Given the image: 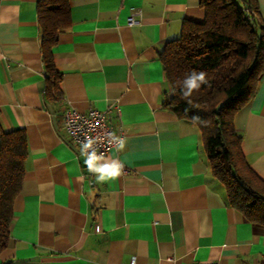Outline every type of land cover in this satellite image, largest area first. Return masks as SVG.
I'll return each mask as SVG.
<instances>
[{
  "label": "crops",
  "instance_id": "0c3cea01",
  "mask_svg": "<svg viewBox=\"0 0 264 264\" xmlns=\"http://www.w3.org/2000/svg\"><path fill=\"white\" fill-rule=\"evenodd\" d=\"M70 5L72 26L53 49L62 77L55 98L37 0H0V140L25 128L29 145L0 264H264V225L230 205L198 126L163 106L160 52L184 21L204 20L200 0ZM68 107L110 109V123L126 131L123 149L106 155L124 163L118 178L97 183L87 171L65 128ZM235 126L264 178V73Z\"/></svg>",
  "mask_w": 264,
  "mask_h": 264
},
{
  "label": "trees",
  "instance_id": "16d2710c",
  "mask_svg": "<svg viewBox=\"0 0 264 264\" xmlns=\"http://www.w3.org/2000/svg\"><path fill=\"white\" fill-rule=\"evenodd\" d=\"M200 4L204 20L184 21L180 36L160 52L169 87L163 106L198 126L211 171L224 185L230 205L264 225V178L248 161L243 135L235 126L237 113L254 98L264 73L260 4L258 0H200ZM37 13L46 89L57 98L62 77L53 49L72 26L70 0H37ZM192 70L205 72L208 84L183 98L181 85ZM28 155L25 128L1 132L0 254L10 242L14 203Z\"/></svg>",
  "mask_w": 264,
  "mask_h": 264
},
{
  "label": "built area",
  "instance_id": "2783aa9c",
  "mask_svg": "<svg viewBox=\"0 0 264 264\" xmlns=\"http://www.w3.org/2000/svg\"><path fill=\"white\" fill-rule=\"evenodd\" d=\"M137 19L134 14L129 16L128 23L135 24ZM110 109L91 108L83 112L75 108L68 107L64 114L65 128L70 138L77 144L87 137H93L99 152L107 155L111 148L117 146L120 141L126 138V131L115 129L110 123ZM120 111V110H119ZM118 111V112H119ZM135 260L132 261L134 263ZM194 264H217L210 261L196 262Z\"/></svg>",
  "mask_w": 264,
  "mask_h": 264
},
{
  "label": "clouds",
  "instance_id": "9594fccd",
  "mask_svg": "<svg viewBox=\"0 0 264 264\" xmlns=\"http://www.w3.org/2000/svg\"><path fill=\"white\" fill-rule=\"evenodd\" d=\"M206 84H208V80L205 72L192 70L184 77L181 85L183 98L189 97L194 91ZM193 120H199V117L194 116ZM96 144L97 141L93 137L86 136L81 141L79 154L84 158L83 163L86 165L87 171L95 176L97 183H105L118 178L123 172L124 163L117 158H111L103 152H99ZM123 147L124 143L120 141L117 144V149L120 150Z\"/></svg>",
  "mask_w": 264,
  "mask_h": 264
}]
</instances>
